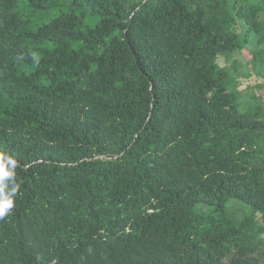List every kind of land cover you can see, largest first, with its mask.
Masks as SVG:
<instances>
[{"label":"trees","instance_id":"obj_1","mask_svg":"<svg viewBox=\"0 0 264 264\" xmlns=\"http://www.w3.org/2000/svg\"><path fill=\"white\" fill-rule=\"evenodd\" d=\"M21 1L60 5L0 0V264H264V0Z\"/></svg>","mask_w":264,"mask_h":264},{"label":"rangeland","instance_id":"obj_2","mask_svg":"<svg viewBox=\"0 0 264 264\" xmlns=\"http://www.w3.org/2000/svg\"><path fill=\"white\" fill-rule=\"evenodd\" d=\"M58 1L60 3L59 7H57L55 10L42 14L30 13L23 1L18 3L16 10L20 12L25 18H28L30 27L34 28L41 23L48 22L50 19L55 17L60 11L66 10V4L70 2V0ZM94 20V18L87 16L86 24L88 26H92L94 24ZM239 27L236 26V30H239ZM244 56L248 57L247 54H244ZM241 57L243 56L239 53H234L228 56H218L217 64L219 65V67L230 66L232 63V59L237 58L242 62V67L240 68L241 71L249 70V68L246 67L245 62L241 59ZM259 68L262 69V71L264 72V64L261 65ZM235 79L237 89L240 93V95H238L239 97L237 96L238 102L242 106L246 107L250 105L249 107H252L256 104H261V106L264 107V79L260 75L253 74L250 72H247L246 74L239 72ZM227 208L237 217H241V215L246 210H248V208H245L242 204L238 203L235 200H231L227 204ZM194 210L197 212L206 213L208 211V208L203 207L201 205H196L194 207Z\"/></svg>","mask_w":264,"mask_h":264},{"label":"clouds","instance_id":"obj_3","mask_svg":"<svg viewBox=\"0 0 264 264\" xmlns=\"http://www.w3.org/2000/svg\"><path fill=\"white\" fill-rule=\"evenodd\" d=\"M17 161L0 150V219L7 216L14 208V201L19 185L16 183Z\"/></svg>","mask_w":264,"mask_h":264}]
</instances>
